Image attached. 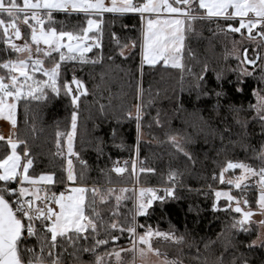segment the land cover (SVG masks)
<instances>
[{"label":"snow or ice","instance_id":"obj_1","mask_svg":"<svg viewBox=\"0 0 264 264\" xmlns=\"http://www.w3.org/2000/svg\"><path fill=\"white\" fill-rule=\"evenodd\" d=\"M41 9L46 10L44 16L40 13ZM53 9L84 13L89 17L87 27H83L80 33L76 34L72 31H57L55 27L45 24L46 20L49 21V25L51 24L50 13ZM201 10L206 11L201 13ZM28 13L31 15L29 16ZM104 13H138L140 15L142 22L141 63L155 65L158 60H162L165 65L170 64L171 67L180 69L182 73L187 71L191 74L194 79L192 88L197 91L198 97H214V109L226 113L220 121L223 125L222 140L225 133L231 134L233 125H238L245 133L247 132L249 121L240 116V113L244 111L243 106H236L229 101V93L225 90V85H231L235 92L242 93L245 78L253 76L256 69L264 73V56H261L259 52V46H264V0H108L107 3L105 0H0V29L3 33V42L17 54L27 53L25 59L0 61V69L6 70L4 75H0V118L9 121L15 127L18 102L47 99L45 88H50L56 96H59L63 90L65 96L70 97V103L74 109L78 106L81 95L88 94L87 89L83 81L77 79L75 75L71 81H65L60 86L58 84L60 62L77 58L81 63L88 62L83 53L89 51L92 45L84 44L83 40L99 39L94 35L90 36L89 33L94 26L99 31L102 20L91 17L93 14L100 17ZM162 14L167 15L162 16ZM211 18L236 21L238 26L227 23V29L241 36L246 35L249 41H255L259 37V46L252 49V56L248 55V47L236 48L237 65L229 69L237 75L235 82L225 80L222 70L216 71L215 88H207L205 84L208 72L206 63L200 67L199 72H193L192 67L184 63L185 51L189 59H196L194 49L191 47L185 49L186 40L189 39L188 34H195V22ZM21 19L30 30V43L27 39L23 44L13 42L22 38L21 29L17 23ZM64 38H67L69 43H64ZM111 38L119 49L117 54L121 57H125L126 49L137 46V41L130 38H125V42L121 43L120 37L115 32L111 33ZM73 41L76 43H71ZM41 44L46 47L41 48ZM32 45L36 46L35 56H33ZM95 46L100 47V44L97 43ZM53 53L59 55V60H54L53 65L47 68L44 66V58H53ZM112 58V56L108 57L109 60ZM96 62L92 61V63ZM248 66H252L253 71H249ZM36 73H42L47 79L35 80ZM71 85H75V88ZM252 94L257 98L256 104L249 105L250 109L255 110V116L252 119L258 121L260 135L264 136V95L256 89H253ZM222 100L226 103L221 104ZM150 104L151 101L145 104L143 89L138 87L137 103L134 106L135 114L131 109H127L121 116V119L135 120L138 137L145 126L146 118H148L147 127L160 124L159 112L153 117L150 112L146 111ZM100 108L103 111L104 105ZM77 118L78 112L73 110L71 130L63 134L66 137L64 144L67 145L68 154L67 167L64 168V172L69 182L77 181L73 156L81 165V180L84 175L83 169L87 166V162L73 147ZM61 135L57 133L58 137ZM112 135L115 139L116 129H113ZM0 140H6L11 149L8 155L0 159V182H3L0 185V264H66L65 256L70 260L80 261L85 254L94 257L89 264H113V258L114 264H122L121 253L123 252H133L141 257L147 252L159 255V249L152 247L153 237L170 240L176 244L184 242V235L177 236L174 230L164 232L153 229L151 225L145 226L137 222V217L151 215L154 202L159 201L163 204L168 199L178 198L175 193L177 181L181 175L178 170L169 168L166 173V186L163 189L140 188L138 195H134L132 207L127 208L125 203L129 199L125 195L127 188L119 190L112 187L102 188L94 183L90 187L86 185L73 187L71 192L75 195L67 197L63 192L58 195L50 192L47 186L63 184L64 178H57L55 173L30 175L29 169L33 166L34 160L29 150L25 146L23 155L17 151L18 144L23 141L13 140L11 135L7 138L0 136ZM168 140L178 153H182L188 160L192 159L191 154L185 150L183 144L175 136H169ZM57 145V155L64 156L65 153L59 139ZM121 146L117 145V147ZM256 158L260 161L258 167L243 161L228 160L219 169V181L240 190L241 195H233L231 191L213 190L209 185V191L215 197L212 204L214 212L223 210L239 214L238 218L235 216L231 218V223L223 225L221 232L217 234V239L225 237V243L223 250L216 256L214 264H249L248 260L242 256L232 255L230 260L225 259L230 250L232 252L236 250L238 244H244V247L249 250L258 243L264 248V241H260L259 237L247 243L234 242L236 234L249 232L247 225L250 224L253 215L252 209L244 210L241 207V204L245 207L249 204L246 197L249 178H253L252 183L258 185L256 210L264 215V144L261 145ZM131 163L133 172H135L137 162L133 159ZM127 168L128 161L123 166L114 162V166L109 171L120 175L126 172ZM236 169L240 170V175H234L225 180L224 174ZM139 171L151 173L155 169L141 166ZM101 173L107 175L103 169ZM216 178L214 173L213 179ZM107 183L110 184L111 181L108 180ZM13 184L15 186H12ZM188 191L191 192L193 189L189 188ZM196 191L201 192L202 190ZM89 195L90 199L86 201ZM221 197L227 201L223 208L216 203ZM53 204L58 207L59 211L52 206ZM190 210H192L191 207ZM260 223L264 224V221ZM138 229L144 230L141 232ZM125 233L131 247L117 248L116 242ZM32 238H35L39 245L38 250L36 246L28 247V240ZM214 243L215 241L209 240L205 248ZM109 245H112L110 250L103 254L97 252L99 248L107 249ZM69 247L73 249L71 252L67 250ZM24 254H27V259ZM106 257L108 259H105ZM193 259L199 264L198 247ZM165 264H183V262L179 259H165Z\"/></svg>","mask_w":264,"mask_h":264},{"label":"trees","instance_id":"obj_2","mask_svg":"<svg viewBox=\"0 0 264 264\" xmlns=\"http://www.w3.org/2000/svg\"><path fill=\"white\" fill-rule=\"evenodd\" d=\"M205 10H201L203 13ZM52 21L50 26L58 30H80L85 26L86 16L82 12L51 11ZM96 16V15H95ZM98 17V16H97ZM6 18V17H5ZM102 20L100 30L94 32L99 37L100 47L93 48L84 57L87 63L76 60L60 62L58 84L71 81V73L77 79L83 81L87 89V95H81L78 106L70 103V97L65 96L61 90L56 96L50 88H45L47 99L20 100L17 104V136L28 144L30 156L34 160L29 174L38 176L41 173H55L57 178H64V183L49 186L51 192L60 193L67 183L91 186L94 183L102 188L112 187L116 190L127 188L125 193L129 199L125 202L127 208H131L135 195L134 185L160 187L166 185V173L169 168L180 172V184L175 189L177 199H168L163 204L154 202L151 215L137 217V222L145 226L151 225L153 229L167 232L174 230L177 236L183 234L185 239L182 244L173 243L170 240L153 237L151 244L154 249H159V254L169 260L179 259L183 264H197L193 259L196 248H199V264H214L216 256L223 250L225 237L217 239L223 225L231 223L233 216L239 214L212 209L215 197L209 191V185L213 190L230 187L227 183L219 181V169L228 160L245 161L258 167L260 161L256 158L257 152L264 144V136L260 135L258 121L252 119L255 110L250 109V104H256L257 98L252 94L253 89L264 95V73L258 69L254 75L245 78L243 92L237 93L231 85H225L229 93V101L236 106H243L240 113L242 119L249 121L247 132L238 125H233L231 134H224L221 139V117L226 115L224 111L214 109L215 98L204 96L198 97L197 91L192 88L193 76L187 71L173 68L158 62L155 65L142 64L141 42L142 22L138 13L114 14L104 13L98 17ZM49 25V21L46 22ZM227 23L237 26L236 21H225L223 18H211L197 21L194 24L195 34L189 33L185 49L191 47L195 51V60L188 58L186 51L184 63L191 66L193 72H199L203 64H207L205 84L207 88L216 87V71L224 72L225 80L235 82L236 73L229 71L235 68L236 48H249V56L253 55L252 49L259 46L227 29ZM127 27H124V26ZM30 30L25 27V35L29 37ZM115 32L121 40L125 38L137 41V46L132 48L125 57L119 56V49L111 38ZM7 48V51L5 49ZM261 56H264V46H259ZM109 56L113 58L108 59ZM18 54L13 52L3 42V33L0 29V61L15 59ZM54 58V59H53ZM53 58H44L46 64L59 60V55L53 53ZM97 61L92 63V61ZM253 71L252 66H248ZM0 69V75L5 74ZM42 78L45 76L38 75ZM143 89V99L146 108L153 117L159 112L160 124H152L147 127L148 118L141 132L144 138L138 137L135 120L121 119L124 111L131 109L135 114L137 103V90ZM226 101L222 100L221 104ZM104 105L103 111L100 106ZM78 112L76 135L73 147L83 160L87 162L83 169V180L80 179L82 171L79 161L74 157V168L77 174L76 182L66 180L64 168L67 167V145L64 144L66 137L63 135L71 130V113ZM230 119V117H229ZM202 132L196 133V129ZM113 129L117 135L113 139ZM61 133L60 137L57 133ZM169 136H182L186 151L191 154L188 160L182 153H178L168 140ZM61 141L64 156L57 155V140ZM22 144V143H21ZM20 144V145H21ZM117 145H122L117 147ZM22 146V145H21ZM102 149V154H101ZM10 148L5 141H0V159L3 158ZM145 168H153L154 172H133L131 161L135 158ZM118 158L128 160L127 171L117 175L109 170ZM101 169L104 170L103 175ZM216 179H213V174ZM230 174L226 172L224 175ZM110 180L111 183H107ZM3 182H0L2 185ZM14 185V184H13ZM12 185V186H13ZM191 188L193 191H188ZM202 190L197 192L196 190ZM206 193V194H205ZM256 199V194L249 197ZM90 195L87 196V200ZM86 200V201H87ZM227 203L221 199L218 205L223 208ZM190 207L192 210H190ZM124 209H122L123 211ZM144 229H138L143 231ZM256 235V229L252 228L248 233H238L235 241L250 242ZM103 236V234H102ZM214 244L205 248L209 241ZM129 238L125 233L115 244L116 247L128 245ZM192 245V247H189ZM39 245L35 238L28 240V247ZM101 247L98 253L110 250ZM69 252L73 249L68 248ZM25 259H27V254ZM232 255L247 259L249 264H264V248L256 245L249 250L244 244H238L234 252L230 250L225 259L230 260ZM92 255H83L80 261L70 260L65 256L66 264H89L93 261Z\"/></svg>","mask_w":264,"mask_h":264},{"label":"rangeland","instance_id":"obj_3","mask_svg":"<svg viewBox=\"0 0 264 264\" xmlns=\"http://www.w3.org/2000/svg\"><path fill=\"white\" fill-rule=\"evenodd\" d=\"M108 2V0H105V3H107ZM52 11H61V10H56V9H53ZM206 11V10H205ZM68 12H73V11H71V10H68ZM40 13H41V15L42 16H44L45 14H46V10H43V9H41L40 10ZM28 15L30 16L31 14L30 13H28ZM167 14H162V16H166ZM89 17H87V19H88ZM92 19H98V17L97 16H95V14H93L92 15V17H91ZM87 19H86V24H85V26L84 27H87ZM47 20L45 21V24L47 25ZM17 23H18V25H19V27H20V29H21V33H22V38L21 39H19V40H14L13 42L14 43H16V44H23L24 42H25V39H27L28 41H29V43L31 42L30 41V32H29V37L27 38L26 37V35H25V27H27L24 23H23V21H22V19L21 20H19V21H17ZM48 26H50V25H48ZM237 26H238V24H237ZM51 27H55V26H51ZM259 27V26H258ZM56 28V27H55ZM57 29V28H56ZM63 30V29H62ZM57 31H60V30H58L57 29ZM64 31H72L74 34H76V33H80L78 30H73V29H71V30H64ZM97 31V29H96V27L94 26L93 27V29H92V31L89 33V35L90 36H92V35H94V36H96V34H94V32H96ZM254 31H256V30H254ZM82 34V33H81ZM97 37V36H96ZM64 43H69V41L67 40V38H64V41H63ZM251 42H254L256 45L257 44H259V37H257L256 38V40L255 41H251ZM71 43H76V42H71ZM83 43L84 44H91L92 45V47H91V49L89 50V51H87L88 53L93 49V48H95L96 46V44L97 43H99V40H87V39H85V40H83ZM35 45H32V48H33V56H35ZM40 47L41 48H45L46 46L45 45H43V44H41L40 45ZM130 50L131 49H126L125 50V54H127V53H129L130 52ZM66 51V50H65ZM86 52H84L83 53V55L85 54ZM77 55V57H79V53H77L76 54ZM26 56H27V53H19L18 54V57L17 58H15V59H25L26 58ZM158 62H163L162 60H158L157 61V63ZM30 63V62H29ZM54 63V62H53ZM53 63H51V64H46L45 62H44V66L45 67H47V68H50L52 65H53ZM147 64V63H146ZM170 65V64H169ZM29 71H30V69H29ZM43 75L42 73H36L35 74V77H34V79L35 80H45L46 78H42V77H40V76H38V75ZM73 88H75V85H71ZM41 87H43V85H41ZM0 121H3L4 122V124L6 125V130H5V132L1 135V136H3V137H5V138H7V137H9V135H11L12 136V138H13V140H19V138H18V136H17V124H16V126L15 127H13L12 125H11V123L9 122V121H7V120H5V119H3V118H0ZM196 133H198V132H202L201 130H198V128L196 129V131H195ZM140 137L141 138H144V134H143V132H141L140 133ZM176 138H177V140L178 141H180L181 142V140H183V137L182 136H175ZM0 141H5L6 142V140H0ZM19 141H23V140H19ZM21 144V143H20ZM20 144H18V146H17V151H18V153H20L21 155H23V151H24V148H25V146L28 148V144L25 142V141H23V143L20 145ZM11 152V149L9 150V152L6 154V155H8L9 153ZM5 155V156H6ZM4 156V157H5ZM3 157V158H4ZM3 158H1V159H3ZM67 158H68V154H67ZM119 159V158H118ZM123 159H126V158H123ZM138 158L136 157L135 158V160H137ZM72 160H73V164H74V156L72 157ZM129 159H127V161H128ZM139 160V159H138ZM243 162H245V161H243ZM246 163V162H245ZM114 166V165H113ZM136 169H137V167H136ZM135 169V170H136ZM229 172H230V174H227V175H225V180H227L228 178H231V177H233L234 175L235 176H238V175H240V170L239 169H236V170H229ZM42 174V173H41ZM40 175V174H39ZM179 179V178H178ZM256 179H258V178H256ZM252 180H253V178H249V187L246 189V197H247V199L249 200V204L247 205V207H245L243 204H241L242 205V207L244 208V209H257V205H256V203H255V201H256V199L258 198V185H255L254 183H252ZM179 182H177V187L179 186ZM13 186H15V185H13ZM78 186H81L80 184H72V183H67L65 186H64V188H65V190L67 191L66 193H64L65 194V196L67 197V196H70V195H75V193H72L71 192V189L73 188V187H78ZM166 185H163V186H160V187H156V188H159V189H163V187H165ZM48 187V189H49V186H47ZM134 192H135V195H138V193H139V189L140 188H148V187H151V186H140V185H137V184H135L134 186ZM176 187V188H177ZM120 189V188H119ZM50 190V189H49ZM118 190V189H117ZM216 190H220V191H231V193L233 194V195H237V196H239V195H241V193H240V190H238V189H236V188H234V187H232V186H230V187H223V188H218V189H216ZM51 192V191H50ZM252 193H254V194H256V199L254 200H251L249 197H250V194H252ZM161 194H162V192H161ZM221 199H224L225 200V198L224 197H221L220 198V200ZM86 200H87V197H86ZM219 201V200H218ZM218 201H216V203L218 204ZM57 211H59V209H57ZM260 221H264V215H261L259 212L257 213V214H255L253 217H252V219H251V222H250V224L249 225H247V227L249 228V230H251L252 228H254V229H256V235H255V237L253 238V240H256L258 237H259V240L260 241H264V224H261L260 223ZM257 245H259V243L257 244ZM129 247H131V245H130V243L128 244V245H126L125 247H117V248H125V249H127V248H129ZM141 247H143L142 245H141ZM104 253V251H102L101 253H99V254H103ZM121 256H122V264H165V259H167V258H165V257H163V256H161L160 254L159 255H156V254H154L153 252H147L146 253V255H144L143 257H141V256H139V255H137V254H135V253H133V252H123V253H121ZM105 259H108L107 257L105 258ZM167 260H169V259H167ZM75 264H78V263H75ZM87 264V263H86ZM113 264H114V258H113Z\"/></svg>","mask_w":264,"mask_h":264},{"label":"built area","instance_id":"obj_4","mask_svg":"<svg viewBox=\"0 0 264 264\" xmlns=\"http://www.w3.org/2000/svg\"><path fill=\"white\" fill-rule=\"evenodd\" d=\"M75 74L74 73H71V76L73 77ZM5 130H6V125L4 124V122L3 121H0V136L5 132ZM127 160L126 159H123V158H119L116 162H118L119 163V165L120 166H123L124 164H125V162H126ZM136 167H137V169H140V167L141 166H143V164H141L140 162H139V160L137 159L136 160ZM180 180L181 179H178V181L177 182H180ZM61 192H63V193H66L67 191L65 190V188H63L62 190H61ZM57 195L59 194V193H56ZM54 208H56V210L58 209V207L56 206V205H52Z\"/></svg>","mask_w":264,"mask_h":264},{"label":"water","instance_id":"obj_5","mask_svg":"<svg viewBox=\"0 0 264 264\" xmlns=\"http://www.w3.org/2000/svg\"><path fill=\"white\" fill-rule=\"evenodd\" d=\"M241 207H242V205H241ZM243 208V207H242ZM244 209V208H243ZM244 210H248V209H244ZM253 210V215H252V217L255 215V214H257L258 213V211L257 210H255V209H252ZM252 217H251V219H252Z\"/></svg>","mask_w":264,"mask_h":264},{"label":"crops","instance_id":"obj_6","mask_svg":"<svg viewBox=\"0 0 264 264\" xmlns=\"http://www.w3.org/2000/svg\"><path fill=\"white\" fill-rule=\"evenodd\" d=\"M87 53H88V52H86L83 56H85ZM44 78H46V77H44ZM46 79H47V78H46Z\"/></svg>","mask_w":264,"mask_h":264}]
</instances>
